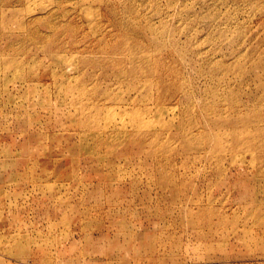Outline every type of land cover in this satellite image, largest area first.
Instances as JSON below:
<instances>
[{
    "label": "rangeland",
    "instance_id": "374dc122",
    "mask_svg": "<svg viewBox=\"0 0 264 264\" xmlns=\"http://www.w3.org/2000/svg\"><path fill=\"white\" fill-rule=\"evenodd\" d=\"M0 264H264V0H0Z\"/></svg>",
    "mask_w": 264,
    "mask_h": 264
}]
</instances>
